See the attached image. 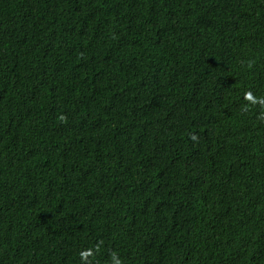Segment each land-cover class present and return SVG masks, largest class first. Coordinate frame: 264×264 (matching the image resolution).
Instances as JSON below:
<instances>
[{
    "label": "trees",
    "instance_id": "16d2710c",
    "mask_svg": "<svg viewBox=\"0 0 264 264\" xmlns=\"http://www.w3.org/2000/svg\"><path fill=\"white\" fill-rule=\"evenodd\" d=\"M0 264H264V0H0Z\"/></svg>",
    "mask_w": 264,
    "mask_h": 264
}]
</instances>
